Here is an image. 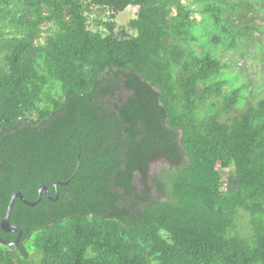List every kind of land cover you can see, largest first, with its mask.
I'll use <instances>...</instances> for the list:
<instances>
[{
	"label": "trees",
	"instance_id": "1",
	"mask_svg": "<svg viewBox=\"0 0 264 264\" xmlns=\"http://www.w3.org/2000/svg\"><path fill=\"white\" fill-rule=\"evenodd\" d=\"M263 5L0 0V224L77 172L16 200L0 264H264V95L223 61Z\"/></svg>",
	"mask_w": 264,
	"mask_h": 264
},
{
	"label": "rangeland",
	"instance_id": "2",
	"mask_svg": "<svg viewBox=\"0 0 264 264\" xmlns=\"http://www.w3.org/2000/svg\"><path fill=\"white\" fill-rule=\"evenodd\" d=\"M188 1V0H184ZM139 9L137 7H130L127 11L119 14L115 20L109 19L115 24L116 31L125 29L130 34H135L130 31L128 26L131 20L135 19ZM255 13L252 15L257 16L255 25L259 26V29L254 34L252 42L246 44V49H242L241 52H233L223 56V61L230 62L228 74H235L237 83L245 89V91L250 94L249 99L253 102H257L264 95V5L262 8L256 7ZM200 19V16H198ZM49 26H45L44 30L47 32ZM94 31L97 30L95 27H91ZM45 32V33H46ZM46 34L43 35L45 37ZM43 42V39L41 40ZM130 93L123 92V95H128ZM164 173L172 171L170 165L157 162L154 163L150 168V174L155 175L159 172ZM139 191L142 190L139 178L135 182ZM153 195H158L157 191H153ZM241 232L245 235H249V227L242 228ZM33 252L32 257L34 261L38 260V257Z\"/></svg>",
	"mask_w": 264,
	"mask_h": 264
},
{
	"label": "water",
	"instance_id": "3",
	"mask_svg": "<svg viewBox=\"0 0 264 264\" xmlns=\"http://www.w3.org/2000/svg\"><path fill=\"white\" fill-rule=\"evenodd\" d=\"M77 172L75 173L74 176H72L67 182H55L53 187L56 191V197L55 198H52L50 196V192H49V188L45 185H42L39 187V198L36 202H29L26 200V198L24 197V195L20 192V191H17L15 192L12 197H11V201H10V204H9V207H8V210H7V214L6 216L4 217V219L2 220L1 224H0V227H1V230L5 233H13V234H16V240L15 241H8L4 238H2L0 236V243L2 245H7V246H10V247H17L20 242H21V238L23 236V231L22 229L17 226V225H14L11 223V216H12V212H13V208H14V204L16 202L17 199H21L26 205L28 206H36L38 205L41 201H42V198H43V193L45 192L46 195L52 200V201H57L58 200V196H59V193H58V186H65V185H68L72 180L73 178L76 176Z\"/></svg>",
	"mask_w": 264,
	"mask_h": 264
}]
</instances>
